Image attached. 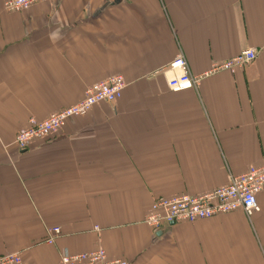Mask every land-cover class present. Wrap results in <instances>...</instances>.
I'll return each instance as SVG.
<instances>
[{
    "label": "crops",
    "instance_id": "1",
    "mask_svg": "<svg viewBox=\"0 0 264 264\" xmlns=\"http://www.w3.org/2000/svg\"><path fill=\"white\" fill-rule=\"evenodd\" d=\"M254 49L244 68L172 92L178 56L191 75ZM120 75L124 92L67 120L25 151L43 120ZM264 164V0H47L8 13L0 0V256L60 264L103 248L127 264H264L259 211L193 223H144L156 198L200 195ZM50 228H59L46 245Z\"/></svg>",
    "mask_w": 264,
    "mask_h": 264
},
{
    "label": "built area",
    "instance_id": "2",
    "mask_svg": "<svg viewBox=\"0 0 264 264\" xmlns=\"http://www.w3.org/2000/svg\"><path fill=\"white\" fill-rule=\"evenodd\" d=\"M47 0H2L3 9L8 13L27 10L35 3ZM257 57L254 49L241 51L238 55L221 63H214L201 76L191 75L182 56H178L167 67L171 74L167 80L172 92L187 91L196 86L202 78L220 71L242 68L252 63ZM126 82L120 75L92 84L78 103L53 114L44 120L31 118L28 125L18 130L14 145L25 151L31 144L44 140L58 132L64 123L74 117L86 115L94 106L104 103L113 104L121 98ZM264 188V164L250 166L243 173L231 176L227 185L215 188L205 194H182L171 198H156L145 216V223L158 228L163 224L193 223L208 220L215 216L234 211H242L247 217L259 211L257 195ZM60 235L59 228H50L45 239L46 245H53ZM0 264H23L19 252L0 256ZM60 264H127L121 259L109 260L103 248L68 254L63 253Z\"/></svg>",
    "mask_w": 264,
    "mask_h": 264
},
{
    "label": "rangeland",
    "instance_id": "3",
    "mask_svg": "<svg viewBox=\"0 0 264 264\" xmlns=\"http://www.w3.org/2000/svg\"><path fill=\"white\" fill-rule=\"evenodd\" d=\"M183 59H184V58H183ZM185 62H186V61H185ZM248 65H249V64H248ZM246 66H247V65H246ZM244 67H245V66H244ZM244 67H242V68H244ZM60 111H61V110H60ZM60 111H57V112H55V113H53V114H56V113H58V112H60ZM53 114L49 115L48 117L52 116ZM48 117H47V118H48ZM30 119H31V118H30ZM30 119H29V120H30ZM34 119H35V118H34ZM45 119H46V118H45ZM29 120H28V121H29ZM43 120H44V119H43ZM64 124H65V123H64ZM27 125H28V122H27ZM27 125H26V126H27ZM26 126H25V127H26ZM63 126H64V125H63ZM63 126H62V127H63ZM62 127H61V129H62ZM23 128H24V127H23ZM20 129H21V128H20ZM20 129H19V130H20ZM61 129H60V130H61ZM60 130H59V131H60ZM59 131H58V132H59ZM17 132H18V131H17ZM17 132H16V134H17ZM56 133H57V132H56ZM56 133H54V134H56ZM16 134H15V136H16ZM54 134H52V135H54ZM52 135H50V136H52ZM50 136H49V137H50ZM49 137H48V138H49ZM14 139H15V137H14ZM46 139H47V138H46ZM44 140H45V139H44ZM38 141H41V140H38ZM36 142H37V141H36ZM13 145H14V140H13ZM31 145H32V144H31ZM31 145H30V146H31ZM14 146H15V145H14ZM30 146H29V147H30ZM15 147H16V146H15ZM29 147H28V148H29ZM16 148H17V147H16ZM198 195H199V194H198ZM144 223H145V220H144ZM145 224H146V223H145ZM146 225H147V224H146ZM153 229H156V228H153Z\"/></svg>",
    "mask_w": 264,
    "mask_h": 264
}]
</instances>
